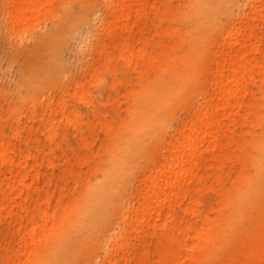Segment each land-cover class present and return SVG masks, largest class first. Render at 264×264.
Here are the masks:
<instances>
[{
    "label": "rangeland",
    "instance_id": "1",
    "mask_svg": "<svg viewBox=\"0 0 264 264\" xmlns=\"http://www.w3.org/2000/svg\"><path fill=\"white\" fill-rule=\"evenodd\" d=\"M200 1L204 0H146L137 27L131 19L128 28L104 31L95 19L104 9L102 0H40L34 14L19 27L9 23L5 0H0V153L8 150L4 156L13 160L19 152L28 153L26 173L37 164L26 211L20 212L19 231L15 232V215L0 212V264L36 263L39 254L24 248L21 239L30 227L31 211L38 234L44 221L34 201L46 197L47 236L42 237V247L58 240L56 263L92 264L91 247L95 244L98 254L108 248L110 235L121 230L123 208L137 196L138 180L164 152L166 139L206 89L214 68L211 56L232 28L244 34L250 30L258 48L252 79L244 71L243 87L232 114L217 130L209 162L199 165L185 183L192 188L202 182L193 195L201 208H209L217 205L218 196L236 188L241 174L253 173L249 157L264 135V0H209L201 9L215 14L214 22L196 27L192 10ZM229 3L230 13L245 16L241 24L230 21L224 10ZM157 86L172 88L152 114L164 127L162 134L148 131L140 137V144H135L137 158H125L119 181L126 197L119 200L115 192L109 202L88 214L79 213L76 202L85 189L101 180L109 157L130 137L126 124L130 112L146 107L149 90ZM40 118L43 123H38ZM50 122L53 130L48 129ZM0 166L3 170V163ZM256 201L260 207L264 203V183L250 195V203ZM186 203L184 199L174 207L179 226L191 218L184 211ZM254 207L244 222L250 230L256 219ZM62 226L60 236L57 231ZM153 234L151 226L132 230L130 256L136 259L143 254L146 264L154 263L158 252L152 247Z\"/></svg>",
    "mask_w": 264,
    "mask_h": 264
},
{
    "label": "bare ground",
    "instance_id": "2",
    "mask_svg": "<svg viewBox=\"0 0 264 264\" xmlns=\"http://www.w3.org/2000/svg\"><path fill=\"white\" fill-rule=\"evenodd\" d=\"M39 1L5 0L9 23L14 27L24 25L34 14V5ZM145 1L102 0L104 9L100 12V17L95 19L103 25L104 31L128 28L127 23L131 19L132 26L137 27L139 19L145 14ZM208 1L194 4V26L214 22L215 14L201 9L202 3L208 4ZM230 6L231 3L224 8L228 11L230 21L241 24L245 16L242 13L233 15L230 13ZM105 19L107 20L103 23ZM242 35L246 36L240 38ZM252 37L250 30L245 34L241 29L234 28L226 32L220 44L221 48L211 56L214 68L206 89L192 104L190 115L186 116L166 139L164 152L159 153L158 160L138 180L137 196L123 208L118 221V228L121 230L110 235L108 248L98 254L97 246L94 244L91 247L92 264H146L145 255H139L136 259L130 256L132 253L128 248V241L132 230L140 231L150 226L154 230L152 247L158 252L157 259L152 264H264V203L261 207L257 201L256 205L255 202L250 203L253 189L263 186L264 183V135L255 144L249 157L253 173L250 176L241 174L236 188L218 196L215 207L201 208L200 203L196 201L193 194L198 193L201 181L194 183L192 188L189 183H185V180H190L195 175L199 165L203 166L209 162V153L217 139V130L224 117L232 114L240 88L243 87L244 71L248 79H252L255 54L258 52ZM257 67L261 70L262 63ZM172 77L176 76L172 74ZM171 89L158 86L151 88L146 107L138 112H130L126 122L131 130L130 137L118 148L117 154L109 157L108 168L103 170L101 180L85 189L76 202L80 205L79 209H76L80 210L79 213L84 210L83 213L88 214L97 206L109 202L115 192L119 195V200L126 197V188L121 186L119 181L125 173V158L128 155L132 159L139 156L135 144H140V137L148 131L155 135L162 134L164 124L152 114ZM50 105L51 101L46 106ZM38 123H43V119L40 118ZM48 129L53 130L54 124L50 122ZM7 151L4 149L0 153V162L4 165L3 170L0 166V212L8 216L15 215L13 220L17 232L21 227L20 212L26 211L27 208L29 187L36 181L34 175L37 164H31L26 173L29 154L19 152L13 160L8 154L4 156ZM225 154L223 149L221 155ZM34 191L39 193L37 185L34 186ZM184 199H187L184 211L190 213L191 218L188 221L182 220V225L179 226L174 207ZM48 205L49 197L41 202L34 201V207L41 210L40 215L44 222L48 216ZM250 207L256 208L252 230L244 227L245 220L249 218ZM52 216L51 212L50 217ZM33 219L34 213L31 211L27 216L30 227L21 239L24 248L33 249L35 254H39L35 264H59L55 262L60 255L56 251L58 240L43 248L42 237L47 236V229L43 222L37 234ZM64 228L65 226H62L57 231L58 235L61 236ZM162 230L166 231L163 237L159 238ZM175 244L179 248L174 247ZM65 252L66 250L62 251ZM67 263L80 262L75 263L72 260Z\"/></svg>",
    "mask_w": 264,
    "mask_h": 264
}]
</instances>
